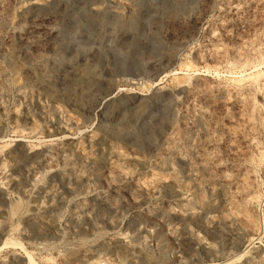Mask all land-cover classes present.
<instances>
[{
    "label": "rangeland",
    "instance_id": "374dc122",
    "mask_svg": "<svg viewBox=\"0 0 264 264\" xmlns=\"http://www.w3.org/2000/svg\"><path fill=\"white\" fill-rule=\"evenodd\" d=\"M0 264H264V0H0Z\"/></svg>",
    "mask_w": 264,
    "mask_h": 264
},
{
    "label": "bare ground",
    "instance_id": "6f19581e",
    "mask_svg": "<svg viewBox=\"0 0 264 264\" xmlns=\"http://www.w3.org/2000/svg\"><path fill=\"white\" fill-rule=\"evenodd\" d=\"M30 258H32L31 256H30ZM32 260V259H31ZM33 261V260H32Z\"/></svg>",
    "mask_w": 264,
    "mask_h": 264
}]
</instances>
